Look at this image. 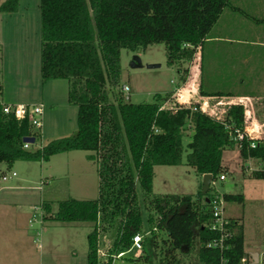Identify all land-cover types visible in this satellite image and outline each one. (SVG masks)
<instances>
[{
	"label": "trees",
	"instance_id": "16d2710c",
	"mask_svg": "<svg viewBox=\"0 0 264 264\" xmlns=\"http://www.w3.org/2000/svg\"><path fill=\"white\" fill-rule=\"evenodd\" d=\"M229 3L41 0L42 79L69 81V101L79 109L78 130L37 149L31 148L32 144L26 148L24 138L31 133L36 136L31 123L5 114L0 102V185L7 170L18 161H48L71 150L92 152L90 159L99 164L98 199H67L59 203L56 212L51 204L44 203L42 215L43 220L93 224L88 236V264H112L110 258L124 257L132 249L133 237L141 233L143 250L134 261L142 264L159 257L162 264H181L177 253L193 249H197L201 264H222L223 260L240 264L247 255L244 224L238 219H230L227 226L232 236L225 239V250L207 246L221 237V231L212 228L211 188L207 193L199 191L196 197L154 195L156 166L185 164L202 177L213 174V181L225 174L228 168L222 163V155L238 147L237 132H244L246 126L245 106L233 104L224 120L200 109L195 111L193 105L182 106L175 113L161 110L171 93L158 96L152 103H133L123 91L121 77L124 49L136 52L164 43L168 64L178 67L180 87L189 76L198 47ZM18 8L19 0H6L0 5V13ZM256 141L257 147L252 148L246 137L238 147L243 161L264 160V140ZM252 176L264 179V172H252ZM224 198L244 203L243 195L224 194ZM143 208L149 213L147 231ZM118 216L116 237L105 263L99 253L98 230L102 221L115 227ZM158 233L164 234L162 256L157 252L161 242Z\"/></svg>",
	"mask_w": 264,
	"mask_h": 264
},
{
	"label": "rangeland",
	"instance_id": "374dc122",
	"mask_svg": "<svg viewBox=\"0 0 264 264\" xmlns=\"http://www.w3.org/2000/svg\"><path fill=\"white\" fill-rule=\"evenodd\" d=\"M5 1L0 0V5ZM40 3L41 0H19V8L16 12L0 13V85L2 86L0 97L12 104L28 103L44 106L43 127L35 130L38 139L32 144L33 148L75 134L78 130L79 113L78 107L69 101V81L67 79H53L46 82L42 79ZM135 55L141 57L144 64L142 68L131 66ZM149 64H160L161 66L148 68ZM192 65L193 62L189 65L188 75H191ZM121 77L123 85L127 84L130 87V93L125 95L133 103H152L160 95L164 96L169 91L175 92L179 88L180 81L178 67L168 64L164 43L150 45L147 49H140L136 52L124 49ZM204 79L205 89L215 92L217 82L214 81V74H209L206 69ZM182 91L180 88L177 94L171 93V105L184 103L181 97ZM184 105L188 106V103ZM227 112L228 110L223 106H215L212 102L206 113L218 120H224ZM91 154L90 151L71 150L56 154L48 161H18L7 170L5 175L8 179L1 178V190L13 185L16 188L12 190L15 198L23 199L25 203L27 199L33 203L30 204L31 206L25 204V209L21 210L29 212L28 223L25 224L23 217H17L12 210L9 212L6 209L7 212L3 218L4 221H9L12 214L16 220L22 222L14 231L20 236V242L24 241V236L33 238L37 247L34 245V252L31 249L30 253H42V264H67L70 261L71 263L75 261L77 264H88V236L93 230L92 223L61 224L53 235L52 227L55 225L47 223L43 226L41 218L44 213L45 200L50 201L57 211L60 201L71 198L98 199L101 184L99 164L90 159ZM222 163L228 168L225 173L226 179L214 180L210 193L219 194L221 197L224 194L244 196V203L225 199L224 214L226 217L239 218L244 223L246 252L247 254L260 252L263 263L264 179L254 178L252 172L247 169L245 171L243 167V164L245 167L249 165L254 167L258 165V162L243 161L238 149L235 148L223 152ZM13 172L17 173L16 177L12 176ZM25 176H28L27 180H21ZM202 185L203 177L188 165L155 167V196L192 195L196 197L198 192L203 190ZM8 194L11 195V192L9 191ZM0 209H2L1 206ZM143 212L144 229L147 231L149 213L144 208ZM120 218V216L115 218V227L104 224L103 221L100 223L98 239L102 262L106 263L110 258ZM10 229L9 225L7 229H2L1 234L5 235L7 232L9 236L12 235ZM19 229L23 231L20 232ZM162 236H164L163 233H158L160 241ZM39 246H42V249ZM163 247L161 241L157 249L160 256H162ZM73 250H76L72 255L74 259L70 255ZM137 257L138 251L131 249L125 253L124 257L114 256L113 260L110 258V261L112 264H142L134 261ZM177 257L181 264H201L197 249L187 253L178 252ZM148 264L162 263L159 257V259L153 258Z\"/></svg>",
	"mask_w": 264,
	"mask_h": 264
},
{
	"label": "crops",
	"instance_id": "0c3cea01",
	"mask_svg": "<svg viewBox=\"0 0 264 264\" xmlns=\"http://www.w3.org/2000/svg\"><path fill=\"white\" fill-rule=\"evenodd\" d=\"M192 66L191 75L179 87L183 90L181 92L183 101L188 103V106L197 105L200 110L206 112L212 102L215 106H223L226 110L233 104H243L247 123L245 130L250 131L248 133L252 138L264 140V0H230L204 43L198 47ZM206 69L209 74H214V81L217 82L215 92L204 87ZM169 93H174V91H169ZM0 94H2L1 85ZM0 102L12 104L5 102L1 97ZM236 148L239 151V148ZM239 156L241 158L240 151ZM27 178L28 176H25L21 180H27ZM14 189L16 188L13 185L6 186L2 190L0 187L2 208L0 209V264H42V253L33 254V247L36 246L33 238L24 236V241L20 242V236L14 231L22 222L16 220L11 213V219L4 221L3 216L7 210L14 211L17 217H23L25 224L30 220L29 212L21 210L25 209V204L33 203L27 199L25 203L23 199L15 198L12 191ZM6 191H10L11 195L8 192L6 194ZM45 203L51 204L46 200ZM51 208L53 212H56L52 204ZM47 223L55 225L52 227L53 235L57 232L59 225H68V223L53 219H45L42 222L43 226ZM75 223L77 222L69 224L74 225ZM9 225L12 235L9 236L7 232L5 235L1 234L2 229H7ZM39 248L42 249V246ZM31 249L32 253H30ZM74 251L76 250L71 252V256L75 254ZM72 259H74L73 256ZM67 264L77 263L70 261Z\"/></svg>",
	"mask_w": 264,
	"mask_h": 264
},
{
	"label": "built area",
	"instance_id": "2783aa9c",
	"mask_svg": "<svg viewBox=\"0 0 264 264\" xmlns=\"http://www.w3.org/2000/svg\"><path fill=\"white\" fill-rule=\"evenodd\" d=\"M180 88H178L174 93H178ZM123 91L124 93H130V87L125 84L123 86ZM175 95V94H173ZM171 99L167 100L162 106H161V110L164 109H172L173 112L175 113L179 108H181L182 106H185V102H181V104H176V105H171ZM200 108L197 105H193V110H199ZM3 111L5 114L7 115H13L15 116L17 119L21 120V119H28L29 122L31 123V126L34 129V132L36 129H40L43 127V114H44V106L43 104H27V103H21V104H5L3 103ZM29 136H34L36 138L35 135H33L31 133V135ZM236 140L238 141V147L241 148L242 147V141L246 138L249 137L251 140L250 146L252 148H256L258 143L256 141V139L252 138L251 135L245 130L244 132H237V136H236ZM31 143H26L25 147L26 148H30ZM43 146V145H42ZM248 161H253V162H258L257 166H252L249 165L248 167H246V169L250 172H264V160L261 159H253V158H249ZM14 176L17 175L16 172H13ZM225 174L220 176L221 180H225L226 177L224 176ZM4 180L8 179L7 175L3 176ZM214 182V181H213ZM212 182V183H213ZM224 196L221 197L219 194H214L211 199H209V204H210V209L211 212L213 214L214 217V223L212 225V228L214 230H219L221 231V237L220 239H215L212 240L211 242H209L207 244L208 247H212V248H219L221 251L225 250L227 248V245L225 243V239L230 238L232 236V233L229 231V229L227 228V226L230 224V218L226 217L224 214ZM226 201V200H225ZM43 217V216H42ZM42 222H43V218H41ZM132 249H136L138 252H142L143 250V236L141 234H137L133 237V245H132ZM123 254H120L118 256H122ZM259 263L258 264H263L261 262V259H259ZM222 264H228L225 260L222 261ZM240 264H256L254 262L253 256L252 254H247L245 255L241 261Z\"/></svg>",
	"mask_w": 264,
	"mask_h": 264
},
{
	"label": "water",
	"instance_id": "95a60500",
	"mask_svg": "<svg viewBox=\"0 0 264 264\" xmlns=\"http://www.w3.org/2000/svg\"><path fill=\"white\" fill-rule=\"evenodd\" d=\"M131 66L133 68H142L144 66L142 59L139 55L134 56V58L131 62ZM160 66H161L160 64H149L147 67L148 68H158ZM24 142L34 144L36 142V138L34 136H27L24 138ZM212 182H213V174L208 173V174H205L203 176V191L205 193L209 192ZM252 256H253L254 262L256 264H258L260 261L259 260V257H260L259 253L258 252L252 253Z\"/></svg>",
	"mask_w": 264,
	"mask_h": 264
}]
</instances>
